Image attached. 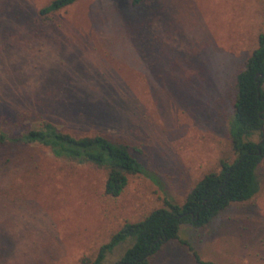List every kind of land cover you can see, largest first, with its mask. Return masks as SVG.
<instances>
[{"label": "rangeland", "instance_id": "374dc122", "mask_svg": "<svg viewBox=\"0 0 264 264\" xmlns=\"http://www.w3.org/2000/svg\"><path fill=\"white\" fill-rule=\"evenodd\" d=\"M51 1L0 0V132L50 123L74 137L102 135L126 146L160 188L129 175L112 198L103 168L37 144H2L0 264H88L122 224L164 198L181 204L220 161L231 163L234 77L264 32V0H149L136 9L78 0L39 16ZM255 175L250 200L203 229L181 225L149 264H196L192 252L212 264H264V161Z\"/></svg>", "mask_w": 264, "mask_h": 264}, {"label": "trees", "instance_id": "16d2710c", "mask_svg": "<svg viewBox=\"0 0 264 264\" xmlns=\"http://www.w3.org/2000/svg\"><path fill=\"white\" fill-rule=\"evenodd\" d=\"M77 1L52 0L38 10V15L46 16ZM147 1L149 0H130V6L136 9ZM263 78L264 32L258 35L256 48L234 77L227 135L235 159L231 163L220 161L219 171L198 180L181 204H174L164 198L161 208L149 212L137 222L122 224L98 248L94 259L88 264H103L106 254L128 238L132 240L131 245L114 264H149V260L166 243L177 240L181 225L203 229L231 204L247 202L255 195V172L261 161H264V140L254 143L248 139L255 133L261 135L260 126L264 120V92L261 90ZM2 144H37L48 148L56 158L103 168L107 171L103 193L112 198L121 193L129 175L145 176L160 188L157 179L146 172L126 146L114 143L99 134L74 137L59 131L50 123H43L38 128L19 135L9 136L0 132V145ZM180 243L191 250L186 242ZM192 256L196 264H212L201 261L195 252H192Z\"/></svg>", "mask_w": 264, "mask_h": 264}, {"label": "water", "instance_id": "95a60500", "mask_svg": "<svg viewBox=\"0 0 264 264\" xmlns=\"http://www.w3.org/2000/svg\"><path fill=\"white\" fill-rule=\"evenodd\" d=\"M264 120H262L261 126H260V132H261V140L262 142L264 140V130H263Z\"/></svg>", "mask_w": 264, "mask_h": 264}]
</instances>
